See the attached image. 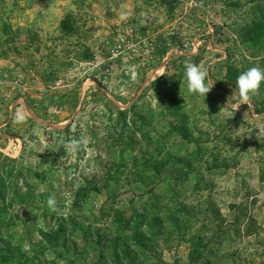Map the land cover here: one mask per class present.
I'll use <instances>...</instances> for the list:
<instances>
[{"label":"rangeland","instance_id":"rangeland-1","mask_svg":"<svg viewBox=\"0 0 264 264\" xmlns=\"http://www.w3.org/2000/svg\"><path fill=\"white\" fill-rule=\"evenodd\" d=\"M251 67L264 0H0V264H264Z\"/></svg>","mask_w":264,"mask_h":264},{"label":"clouds","instance_id":"clouds-1","mask_svg":"<svg viewBox=\"0 0 264 264\" xmlns=\"http://www.w3.org/2000/svg\"><path fill=\"white\" fill-rule=\"evenodd\" d=\"M206 77V70H202L196 64L185 63V79L187 81V89L190 93L201 96L207 95L214 85L211 83L206 84ZM262 83H264V69L260 67H251L240 73L235 82V86L239 92L240 104L247 105L253 96L258 95ZM14 119L16 122H23L26 119V115L22 110L18 109ZM260 136H264V127H261L259 130L258 137ZM87 143V139L84 137L72 139L65 144V150L68 154H73L81 147H86ZM47 203L51 210L56 211L55 198L53 196L48 198Z\"/></svg>","mask_w":264,"mask_h":264},{"label":"trees","instance_id":"trees-1","mask_svg":"<svg viewBox=\"0 0 264 264\" xmlns=\"http://www.w3.org/2000/svg\"><path fill=\"white\" fill-rule=\"evenodd\" d=\"M196 246V245H195ZM194 245H193V248L195 247Z\"/></svg>","mask_w":264,"mask_h":264}]
</instances>
